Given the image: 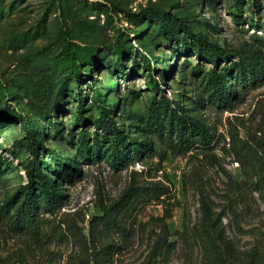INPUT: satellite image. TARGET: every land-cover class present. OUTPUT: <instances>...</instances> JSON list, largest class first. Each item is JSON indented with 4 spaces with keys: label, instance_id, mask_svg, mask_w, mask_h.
Returning a JSON list of instances; mask_svg holds the SVG:
<instances>
[{
    "label": "rangeland",
    "instance_id": "obj_1",
    "mask_svg": "<svg viewBox=\"0 0 264 264\" xmlns=\"http://www.w3.org/2000/svg\"><path fill=\"white\" fill-rule=\"evenodd\" d=\"M97 260L264 264V0H0V264Z\"/></svg>",
    "mask_w": 264,
    "mask_h": 264
},
{
    "label": "trees",
    "instance_id": "obj_2",
    "mask_svg": "<svg viewBox=\"0 0 264 264\" xmlns=\"http://www.w3.org/2000/svg\"><path fill=\"white\" fill-rule=\"evenodd\" d=\"M205 47V48H204ZM206 50H204V49ZM203 48L201 50H198L199 53L201 52H205L206 54H209L211 56H217L219 54L217 48H215L213 46L212 43L210 42H207L205 41L203 43ZM251 69H254L257 70L258 67L253 65V64H250V67ZM214 80H215V86H216V93H217V96L218 98L220 99V101L224 102V103H229L230 102V95H234L236 96L238 91L234 88L231 89V91L227 90L225 88V81L222 80V77L221 75H219L218 73L215 72V75H214ZM246 81V78H243L242 79V83L246 86L247 85V82ZM96 94V97L99 99V94L97 92H95ZM156 104V102H155ZM79 123H83L82 120L79 122ZM180 133H179V138L181 140V142L185 143V142H188V140H190L193 136V134H196L198 136H201V137H206V130L204 129L203 126H201V124L197 121V120H194V119H189V121L183 119L182 122H180ZM30 128V126L28 127ZM109 128L111 129L112 128V125L110 124L109 125ZM191 129V134L188 133V130ZM31 130V129H30ZM34 154H35V170H37L38 172H42V167L39 166L37 164V157H38V149H34L33 150ZM45 188H46V202H45V205H44V210L47 212V213H53L55 211V209H57V207H59L60 203H61V196L56 192L55 188L53 187V184H51V181L48 177H45ZM26 190V201L18 208V217L22 218V217H27L31 220H35L37 219V213H38V207L35 206L34 204V201H33V198H32V191L30 189V187H26L25 188ZM139 195H141L140 192H135V193H132L130 195H128L124 205H126L128 202H129V198L133 199V198H137ZM165 231H164V235L165 237H163V242H161V246L160 248H162V250L165 249V252L166 253H169L171 251H173L175 248H176V242H171L168 240V236L170 235V232H169V229L167 228V225L165 224ZM211 236L212 235H207V237L209 239H211ZM213 238V237H212ZM96 264H100V261L97 260L96 261ZM251 264H260V263H254L252 262Z\"/></svg>",
    "mask_w": 264,
    "mask_h": 264
}]
</instances>
